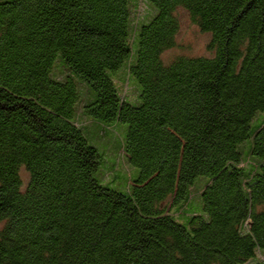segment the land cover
Returning <instances> with one entry per match:
<instances>
[{
	"label": "trees",
	"instance_id": "16d2710c",
	"mask_svg": "<svg viewBox=\"0 0 264 264\" xmlns=\"http://www.w3.org/2000/svg\"><path fill=\"white\" fill-rule=\"evenodd\" d=\"M145 1L0 0V264H264V0ZM179 8L210 56L163 60ZM76 77L86 115L127 125L126 193L95 178Z\"/></svg>",
	"mask_w": 264,
	"mask_h": 264
},
{
	"label": "rangeland",
	"instance_id": "374dc122",
	"mask_svg": "<svg viewBox=\"0 0 264 264\" xmlns=\"http://www.w3.org/2000/svg\"><path fill=\"white\" fill-rule=\"evenodd\" d=\"M138 8L134 11V18L137 17V21L142 19H148L153 13L152 8L145 0H137ZM176 16L179 20V31L176 36V46L170 50H167L162 58L165 62L169 61L173 56L176 55H188L193 57L198 56H210L211 52L207 50V45L210 41V35L208 33H202L198 28L190 21V18L186 11L179 8L176 10ZM136 21V20H133ZM63 65L60 55H58L54 62ZM64 66V65H63ZM55 71H62L60 65H55ZM123 73V74H122ZM50 71L51 77H53ZM122 74V75H120ZM117 77L116 83L119 86L120 91L124 92L127 97L132 98L134 96V88L136 89V102H138V91L139 86L136 79L124 72V67L118 72L113 73L112 76ZM76 83H78L79 90V100L77 101L75 108L78 119L86 122V126L82 128L84 136L89 145L96 148L101 156V162L95 178L100 181L103 185L114 189L118 192L126 193L129 191V185L132 181L136 180L139 176V170L134 165L130 164L127 157L124 154V140L127 131V125L123 123L115 122L114 124L104 125L97 122L90 116L83 112L82 105L84 102H88L93 99L94 92L89 87V85L79 78H75ZM81 87L89 93V99L85 100L81 94ZM202 91V82L200 80H195L193 84V98L196 101ZM76 117V118H77ZM186 138H182L179 141V146L175 153L177 155L182 154L184 143ZM22 188H25L28 181L29 175L23 168L19 171ZM207 178L204 176L197 177L191 187L192 191H197L201 188L204 183H206ZM193 203L197 202L198 205L201 204V199L196 192H193ZM264 253V250H262ZM254 260V259H253Z\"/></svg>",
	"mask_w": 264,
	"mask_h": 264
}]
</instances>
